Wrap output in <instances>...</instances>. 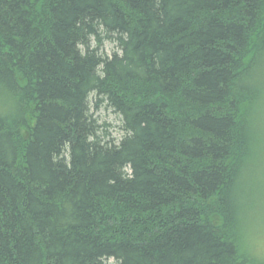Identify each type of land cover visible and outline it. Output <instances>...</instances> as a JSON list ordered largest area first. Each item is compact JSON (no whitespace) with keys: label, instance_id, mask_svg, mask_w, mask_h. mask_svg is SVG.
Segmentation results:
<instances>
[{"label":"trees","instance_id":"16d2710c","mask_svg":"<svg viewBox=\"0 0 264 264\" xmlns=\"http://www.w3.org/2000/svg\"><path fill=\"white\" fill-rule=\"evenodd\" d=\"M263 44L264 0H0V264H264L236 219Z\"/></svg>","mask_w":264,"mask_h":264},{"label":"rangeland","instance_id":"374dc122","mask_svg":"<svg viewBox=\"0 0 264 264\" xmlns=\"http://www.w3.org/2000/svg\"><path fill=\"white\" fill-rule=\"evenodd\" d=\"M118 51L109 41L103 44L104 54ZM257 53V50H256ZM255 53V54H256ZM252 57L251 79H246L252 89L251 98L244 105V118L250 132V154L239 177L237 195L239 205L238 221L240 251L252 260L264 259V44L258 55ZM253 55V53H252ZM257 56V57H256ZM94 116L113 140L122 136L119 117L103 102L95 107ZM113 263V260H110Z\"/></svg>","mask_w":264,"mask_h":264}]
</instances>
